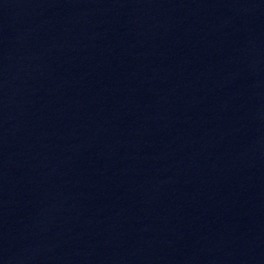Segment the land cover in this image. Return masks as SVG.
<instances>
[{"label": "water", "instance_id": "95a60500", "mask_svg": "<svg viewBox=\"0 0 264 264\" xmlns=\"http://www.w3.org/2000/svg\"><path fill=\"white\" fill-rule=\"evenodd\" d=\"M0 264H264V0H0Z\"/></svg>", "mask_w": 264, "mask_h": 264}]
</instances>
